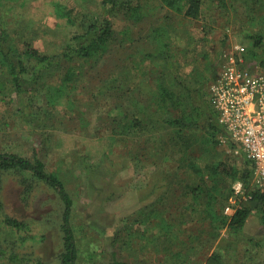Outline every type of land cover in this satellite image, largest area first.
Instances as JSON below:
<instances>
[{
	"label": "rangeland",
	"instance_id": "obj_1",
	"mask_svg": "<svg viewBox=\"0 0 264 264\" xmlns=\"http://www.w3.org/2000/svg\"><path fill=\"white\" fill-rule=\"evenodd\" d=\"M142 1L143 20L118 15L107 51L74 62L75 78L64 90L67 63L22 97L0 62V153L38 158L65 183L74 200L75 264H264L263 213L248 199L241 147L238 154L222 142L206 143L204 119L202 128L180 134L172 118L181 117V108L159 104L162 86L176 85L161 58L166 45L174 71L199 84L216 80L232 46L254 51L251 59L261 64L264 0H203L197 20L163 0ZM58 2L75 21L78 12L95 9V0H2L1 19L54 54L60 49L55 41L77 31L56 14ZM37 27L52 34L31 37ZM135 119L138 128L128 135ZM221 163L229 175L215 178L214 186L208 168ZM2 180L5 214L26 223L31 237L6 229L1 219L0 247L24 261L0 256V264H62L65 206L58 193L22 172L3 171ZM200 186L214 187L220 216H229V205L251 209L243 231L222 228L205 212Z\"/></svg>",
	"mask_w": 264,
	"mask_h": 264
},
{
	"label": "trees",
	"instance_id": "obj_2",
	"mask_svg": "<svg viewBox=\"0 0 264 264\" xmlns=\"http://www.w3.org/2000/svg\"><path fill=\"white\" fill-rule=\"evenodd\" d=\"M2 2V0H0ZM85 1V0H83ZM164 3L173 8L179 13L184 14L188 19L197 20L203 15V0H163ZM0 2V10L2 3ZM55 4L56 14L61 15V18L77 31H72L68 37L62 35L61 41H55V45H60L59 52L54 54L44 53L36 47L33 41H29V36L25 35L23 29L20 31L13 29L10 31L7 28V23L1 19L0 14V62L5 71L10 76L11 83L15 86L20 95H31L33 91L38 90V87L47 82L48 78L59 71L64 63L69 65V69L64 78L62 89L64 90L68 82L74 80L75 73L72 64L84 59H94L102 56L108 48V45L116 38L115 18L118 15H124L129 21L140 22L145 16V5L142 0H95V9L88 12H78V21L74 20L71 11H65L62 3ZM31 37L38 36L40 32L44 35H51L52 29L49 27L32 28ZM23 38H21L20 36ZM57 36V35H56ZM261 39L257 38V43ZM22 42V47L17 46V42ZM16 42V43H15ZM257 45V44H256ZM246 58L252 61L251 56H257L251 50H247ZM161 58L164 60V65L170 70L173 75L176 85L174 88L170 86H162L160 94V102L164 107H168L171 103L176 108H181L180 118H172V122L176 127H179L180 134H184L186 130H191L193 127H201V120H205L203 128L206 131L204 141L206 143H220L219 137L227 136L226 130L220 125L218 114L212 107L210 102L209 86L210 79L203 78V84L189 80L183 77L179 72L174 71L173 58L170 52V46L166 45L165 50L161 53ZM262 61V60H261ZM264 67V61L261 62ZM205 84V87H204ZM208 89V90H207ZM27 96L24 97V99ZM31 100V99H30ZM30 107V101L24 105V111ZM179 108V109H180ZM178 109V108H177ZM170 122V120H169ZM130 122H127L129 124ZM171 123V122H170ZM139 123L133 120L127 125L126 132L129 135L137 127ZM232 147V145L230 144ZM238 147L233 145V149ZM242 155L246 159L248 168L241 171V175L246 179L248 185V194L252 196L251 200L255 207L260 208L264 219V194L254 190L252 185L254 164L246 157L242 150ZM92 170H97L96 166L90 165ZM228 164L221 163L208 168L210 181L216 185L215 178L229 175ZM3 171H17L24 174H29L38 182L46 183L54 189L64 203V217L62 229L64 232V253L62 256V264H75L79 258V250L77 240L72 226V209L74 200L66 188L65 183L56 174L46 170L45 163L38 159H29L17 154L0 153V188L2 185ZM236 178V177H235ZM199 192L206 191L207 202L205 201V212L210 215L217 223H220L222 228H229L232 232H241L247 225V222L252 214L249 207H242L232 216H220L214 209V204L217 202V196L213 194L214 187L206 189L200 186ZM5 209L0 200V220L6 229L17 230L24 232L31 237L29 226L11 216L5 214ZM0 256L12 263H23L24 257L17 253L6 251L0 247ZM113 264H126L123 262H114Z\"/></svg>",
	"mask_w": 264,
	"mask_h": 264
},
{
	"label": "built area",
	"instance_id": "obj_3",
	"mask_svg": "<svg viewBox=\"0 0 264 264\" xmlns=\"http://www.w3.org/2000/svg\"><path fill=\"white\" fill-rule=\"evenodd\" d=\"M246 54L243 45L223 53L219 74L209 86L210 102L227 133L221 142L232 150L241 147L254 164L253 189L264 194V67ZM237 209L229 205L225 212L232 216Z\"/></svg>",
	"mask_w": 264,
	"mask_h": 264
}]
</instances>
